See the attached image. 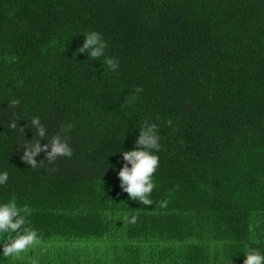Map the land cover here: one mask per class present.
Here are the masks:
<instances>
[{"label": "trees", "instance_id": "1", "mask_svg": "<svg viewBox=\"0 0 264 264\" xmlns=\"http://www.w3.org/2000/svg\"><path fill=\"white\" fill-rule=\"evenodd\" d=\"M89 31L116 72L77 52ZM33 117L41 144L74 125L71 158L22 161ZM145 121L161 137L148 206L118 179ZM0 171V201L32 207L42 241L17 264H243L248 248L264 252V0H0Z\"/></svg>", "mask_w": 264, "mask_h": 264}, {"label": "clouds", "instance_id": "2", "mask_svg": "<svg viewBox=\"0 0 264 264\" xmlns=\"http://www.w3.org/2000/svg\"><path fill=\"white\" fill-rule=\"evenodd\" d=\"M84 37V42L77 52L86 53L88 59L92 61L103 58L107 69L116 72L119 61L106 55L108 43L102 33L89 31L84 34ZM142 91L143 89L138 87L131 99L135 100ZM19 104V100L12 99L8 106L15 108ZM168 123L170 124L171 121ZM27 126L35 129V136L38 139L34 141L25 139L26 142L20 147L23 148L22 161L26 165H30L32 169L43 167V161L38 163L35 159L41 151L46 153L49 164H53L58 157H72L73 151L68 143V133L74 128L72 123L63 125L60 132L48 138V143L44 144L40 141L47 138L48 134L46 126L41 123L39 117H33L30 125L27 121ZM17 127L15 120L9 123V129L15 130ZM139 129V135L135 139L136 147L122 151L124 164L118 171V179L122 191L128 194L129 199L138 200L141 204L148 206L153 204L150 195L155 188L154 173L159 166V157L156 153L161 150V137L157 125L150 121H145ZM19 130L24 133V127L19 126ZM8 180L9 173L0 171V187L6 185ZM166 205L167 201H163L160 206L166 207ZM33 212L34 209L28 204L18 206L15 196H11L6 201H0V249H2L0 260H7L8 264H17L41 245L38 230L32 226ZM244 255L243 264H264V252L258 248H248ZM31 264H37V262L31 260Z\"/></svg>", "mask_w": 264, "mask_h": 264}]
</instances>
